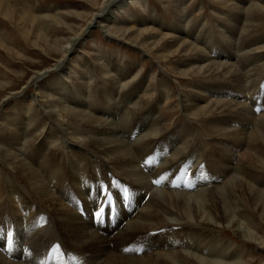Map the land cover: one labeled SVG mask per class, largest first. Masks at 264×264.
<instances>
[{"label": "bare ground", "instance_id": "bare-ground-1", "mask_svg": "<svg viewBox=\"0 0 264 264\" xmlns=\"http://www.w3.org/2000/svg\"><path fill=\"white\" fill-rule=\"evenodd\" d=\"M10 1L0 0V14L12 20ZM138 1L103 3L68 38L55 75H38L43 105L25 93L12 115L0 116V264H252L244 249L215 233L220 227L264 251V88L259 101L252 99L264 52L254 50L262 40L249 31L245 0L236 2L228 24L192 27L174 0L160 58L187 56L173 70L182 83L190 75L208 79L189 84V92H177L163 76L149 83L151 71L106 55L92 63L98 67L73 70L64 58L91 26L115 24L121 9ZM25 7L22 0L15 18L24 26L26 13L31 22L40 18ZM157 18V28H147L156 33L164 27ZM150 91L157 92L153 105L139 95ZM172 95L186 118L173 131L158 111ZM171 171L178 182L190 173L194 183H168Z\"/></svg>", "mask_w": 264, "mask_h": 264}, {"label": "rangeland", "instance_id": "rangeland-1", "mask_svg": "<svg viewBox=\"0 0 264 264\" xmlns=\"http://www.w3.org/2000/svg\"><path fill=\"white\" fill-rule=\"evenodd\" d=\"M225 1L179 0V11H181V15L190 20L191 27L194 24H210L211 26L215 23L228 24V19L233 14L231 10L236 2L240 0H231L228 3H225ZM241 1L243 3V0ZM10 2L15 9L13 10V19L10 20V18L0 14V32L3 40L1 43L4 42L3 45H0V116L3 113L12 115L17 107L18 100L25 93L36 96L39 100L37 103L43 105L46 99H43V93H40L37 88L38 77L43 71H50L47 73L49 77L55 75L52 69L63 57L62 47L68 43V38H74L79 34L81 29L91 20L92 15L98 12L107 0H25V10H33L32 14L40 17L31 22L27 19L26 13L25 26L23 22L18 21V19L15 20L16 16H20L22 0H11ZM244 2L240 4L243 6V14L245 16L251 14L252 16L249 31L253 37L262 40V43H258L254 50L264 52V48H262L264 46V0H245ZM175 3L174 0H139L138 3H129L121 9L120 16L115 24L109 25L108 20L94 23L86 33V38L79 40L77 45L70 49L72 51L65 56L64 60L71 64L70 67L73 70L83 73L82 63H88L92 67V63L97 57L101 55L110 56L111 60L118 64L123 61L125 64L135 65L144 75L151 71V74L155 76L153 81L151 78L148 80L149 83H153L158 80L159 76H163L171 82L177 92H189L191 90L189 84L199 81L208 82V79L195 78V75L193 77L190 75V77H184L185 81L182 83L183 77L174 73L173 70L179 68L187 59V56L181 54L174 58H170L169 55L165 59L160 58L162 49L167 48L165 46V41H167L165 39V33H167L165 27H169L171 23L175 22ZM110 5L104 11L105 13H108ZM129 13L135 14V18L130 19ZM153 17H158L159 23L164 22V27L159 28L160 30L156 29V31L158 30L157 33L147 29L157 28L151 24ZM134 19L135 22H133ZM145 19H147L146 23L141 24L140 21ZM120 21H124V23H120ZM100 23H105V25L99 26ZM107 25L109 26L107 27ZM190 39L192 40V38ZM211 56L216 55L211 53ZM261 64L264 65V60L261 61ZM95 65L98 67V64L94 63L92 68ZM97 80L100 79L97 78ZM67 85L70 86L69 83ZM263 88L264 77L253 92L252 99L259 101ZM122 90L127 91L125 88ZM139 95L150 105L158 101L156 91L142 92ZM247 96H250V93H247ZM31 103L35 102L30 100L28 105H31ZM177 103L178 97L172 95L163 99L158 105L159 113L166 119V124L169 125L171 130H174L186 119L183 116L181 106ZM252 105V109L257 112L259 105ZM190 124L195 129H199L197 120H192ZM70 142L78 143L76 139ZM91 147L89 144L83 149ZM205 158L207 160V157ZM153 163L152 161L145 164V166H150ZM8 170L11 171V168ZM172 172L166 174L168 183L175 182L173 185L182 182L185 184L194 183L190 173H185L184 179L178 182L172 177ZM100 178L103 182L108 180L105 177ZM158 181L161 182V179H158ZM121 194L120 191L115 190V195L119 196ZM139 199L141 200L140 196ZM126 207L127 205H125ZM137 212L138 209H135L133 215H136ZM84 216L86 215L84 214ZM94 221L98 222L96 217H94ZM215 233L222 240L232 243L233 248L244 249V260L250 261L252 264H264V251L256 244L244 241L241 235L236 234L227 227L217 228ZM260 234L264 236V223H261ZM104 235H108V233Z\"/></svg>", "mask_w": 264, "mask_h": 264}, {"label": "snow or ice", "instance_id": "snow-or-ice-1", "mask_svg": "<svg viewBox=\"0 0 264 264\" xmlns=\"http://www.w3.org/2000/svg\"><path fill=\"white\" fill-rule=\"evenodd\" d=\"M156 183H159V181H155Z\"/></svg>", "mask_w": 264, "mask_h": 264}]
</instances>
